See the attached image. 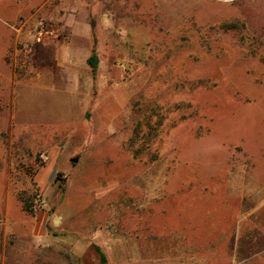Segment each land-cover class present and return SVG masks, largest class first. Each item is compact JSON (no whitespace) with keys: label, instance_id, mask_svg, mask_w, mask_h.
<instances>
[{"label":"rangeland","instance_id":"1","mask_svg":"<svg viewBox=\"0 0 264 264\" xmlns=\"http://www.w3.org/2000/svg\"><path fill=\"white\" fill-rule=\"evenodd\" d=\"M20 2L0 264H231L264 229V0Z\"/></svg>","mask_w":264,"mask_h":264},{"label":"crops","instance_id":"2","mask_svg":"<svg viewBox=\"0 0 264 264\" xmlns=\"http://www.w3.org/2000/svg\"><path fill=\"white\" fill-rule=\"evenodd\" d=\"M37 0H27V2H32ZM4 6L1 7L4 11H8V14L12 15V23L8 25L3 24L2 29H0V42L5 43L7 45L6 49H0V60L3 62V58L5 57H11L13 59V62L15 60L16 56V51L12 49L13 51L10 50L11 42H13V37L14 33V25L17 22L16 16L21 10V2L20 0H14L12 3L9 4H3ZM44 3H35V5H32L33 9H35L36 12L40 11L41 8L43 7ZM71 37H75L74 34H70ZM72 51L74 50L73 47L71 46L70 49H67ZM63 51V50H61ZM94 54H91L93 56ZM90 56V57H91ZM95 56V55H94ZM89 57V58H90ZM96 57V56H95ZM89 58H87V63ZM89 64V63H88ZM260 196H257L256 198L253 197L254 201H258L257 205H254L253 208L249 211L248 216H255L256 213L264 208V193H260ZM248 199H252L249 198ZM221 210H224L223 208H219ZM231 211V210H230ZM227 214L233 215L235 214V211L228 212ZM249 234L246 238V240L243 239L242 236L239 235V231L235 232V235L233 236L231 242H230V247L229 251L226 253L222 252V247L221 244L219 246H215L214 248L219 250L220 252L217 253L219 258L221 257H227L231 260V264H256V262L264 264V229L261 228L259 225L250 223L249 226ZM221 249V250H220ZM245 251V252H243ZM243 252V253H242Z\"/></svg>","mask_w":264,"mask_h":264},{"label":"trees","instance_id":"3","mask_svg":"<svg viewBox=\"0 0 264 264\" xmlns=\"http://www.w3.org/2000/svg\"><path fill=\"white\" fill-rule=\"evenodd\" d=\"M97 58L93 55L89 58L88 63L92 68V72L94 73L95 69H96V60ZM23 210L31 213V210L29 209V206L26 203H23Z\"/></svg>","mask_w":264,"mask_h":264}]
</instances>
